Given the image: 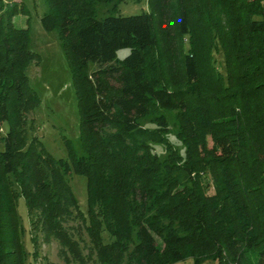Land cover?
Listing matches in <instances>:
<instances>
[{
  "label": "trees",
  "instance_id": "obj_1",
  "mask_svg": "<svg viewBox=\"0 0 264 264\" xmlns=\"http://www.w3.org/2000/svg\"><path fill=\"white\" fill-rule=\"evenodd\" d=\"M45 1L40 22L63 45L82 154L64 139L68 158L56 159L28 138L39 97L26 68L40 55L29 26L13 23L26 5L0 0V264H26L19 196L34 258L39 232L80 264L93 253L96 264H264V0H147L149 10L100 19L96 0ZM150 117L155 127L141 124ZM71 172L86 177L85 212Z\"/></svg>",
  "mask_w": 264,
  "mask_h": 264
},
{
  "label": "rangeland",
  "instance_id": "obj_2",
  "mask_svg": "<svg viewBox=\"0 0 264 264\" xmlns=\"http://www.w3.org/2000/svg\"><path fill=\"white\" fill-rule=\"evenodd\" d=\"M22 1L28 12L18 14L13 18L16 27L25 28L29 26L30 42L29 49L38 53L40 59L38 63L31 61L26 74L30 86L36 91L39 97L38 105L30 111L27 117L26 132L29 139L38 137L40 140L39 149H43L54 158H68V149L64 139L71 141L74 152L77 156L82 154L79 141V115L77 110V100L72 82L70 68L65 57L62 42L56 30L46 31L42 28L40 18L48 11V4L45 0H18ZM149 10L147 0H112L110 3L95 1V18L100 19L108 15H133ZM128 49H120L118 57H123L128 53ZM216 65L224 72L223 56L215 52ZM89 71L96 68L93 63L89 64ZM169 122L168 137L174 146L181 152L183 147L176 139L178 124L175 112H161ZM141 124L147 127H155L151 122V117L146 118ZM1 147V145H0ZM154 150L160 156L165 155L163 145H154ZM71 190L82 211L87 210L86 197V177L74 172L66 175ZM16 212L22 227L21 240L26 251V264H80L72 260L67 262L60 255V245L55 240L43 241L38 232V253L37 257L32 256L34 250L30 238L36 232L31 230L32 225L27 215V208L24 198L19 196L16 200ZM78 227L74 236L80 239L84 253L89 252L90 241L83 224L79 220L70 222ZM104 238L109 241L107 232ZM97 259L93 253L92 260L87 264H96ZM174 264H217L216 260L209 259L196 263L192 258Z\"/></svg>",
  "mask_w": 264,
  "mask_h": 264
}]
</instances>
